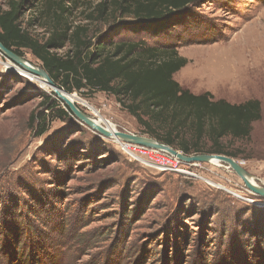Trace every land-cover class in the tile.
Wrapping results in <instances>:
<instances>
[{
	"label": "rangeland",
	"instance_id": "rangeland-1",
	"mask_svg": "<svg viewBox=\"0 0 264 264\" xmlns=\"http://www.w3.org/2000/svg\"><path fill=\"white\" fill-rule=\"evenodd\" d=\"M36 1L25 5L24 21L36 16L42 0ZM7 2L0 0L5 8ZM89 10L81 0L70 22L95 33L103 25L87 20ZM193 12L222 38L179 48L189 62L174 77L196 94L261 101L250 137H225L221 148L264 186V0H208ZM31 29L46 36L35 22ZM36 76L0 53V264H264V197L229 164L186 163L131 144L125 151L120 138L102 136L75 115L53 119L41 103L42 92L54 91ZM71 94L80 110L117 131L151 137L114 96ZM33 112L50 114L42 135L40 121H30ZM73 147L77 155L61 159ZM197 154L217 153L189 155ZM9 239L13 248L26 241L27 252L12 258L3 246Z\"/></svg>",
	"mask_w": 264,
	"mask_h": 264
},
{
	"label": "trees",
	"instance_id": "trees-1",
	"mask_svg": "<svg viewBox=\"0 0 264 264\" xmlns=\"http://www.w3.org/2000/svg\"><path fill=\"white\" fill-rule=\"evenodd\" d=\"M207 1L88 0L87 20L103 25L93 33L88 26L70 22L81 0H42L36 16L26 21L28 0H8L6 8L0 3V42L21 57L24 50L30 51L68 93L114 96L157 141L186 155L222 154L223 138L250 137L253 123L262 118V103L249 99L234 104L215 99L210 92L196 94L175 79L189 62L179 48L222 38L216 27L204 26L205 21L194 16L193 10ZM33 22L45 29L44 38L32 32ZM42 95L41 104L53 119L74 117L53 92ZM49 117L45 112L30 115L31 122L40 121L38 135L47 130ZM209 141L212 147L204 151ZM95 145L99 148L102 142ZM77 153L74 147L67 148L61 159ZM33 232L24 231V237ZM14 244L15 248L10 239L3 241L12 258L19 255V249L20 254L27 252L26 241Z\"/></svg>",
	"mask_w": 264,
	"mask_h": 264
},
{
	"label": "water",
	"instance_id": "water-1",
	"mask_svg": "<svg viewBox=\"0 0 264 264\" xmlns=\"http://www.w3.org/2000/svg\"><path fill=\"white\" fill-rule=\"evenodd\" d=\"M0 53L5 54L10 59L15 61L17 64L27 68L31 72L45 78L48 82V84L54 88V93L60 97V99L70 108L72 113L81 121H83L86 125H88L91 129H93L96 132H99L102 136L106 138H111L113 136V133L103 125L97 124L93 119L92 116L84 113L82 110L78 108L76 105V102L74 99L69 98V95H72L71 93L66 92L65 90L61 89L50 77L48 72L44 68H37L34 69L30 67L28 64H25L26 61L19 55L15 54L8 48H6L1 42H0ZM61 91H64L67 93V95H63ZM115 135L122 138V144H131V145H138L148 148H154L159 149L162 151H165L175 157H177L179 160H182L186 163H194V162H210L212 159H217L219 161L225 162L230 165V167L243 179L245 182V185L247 188L253 192L256 195H259L261 197H264V186H256L249 180L250 173L241 166V164L234 159L233 157L222 155V154H197V155H186L178 150L174 149L173 147L166 145L164 143H161L157 141L154 138L146 137V136H139L133 133H127L122 131H116Z\"/></svg>",
	"mask_w": 264,
	"mask_h": 264
},
{
	"label": "bare ground",
	"instance_id": "bare-ground-1",
	"mask_svg": "<svg viewBox=\"0 0 264 264\" xmlns=\"http://www.w3.org/2000/svg\"><path fill=\"white\" fill-rule=\"evenodd\" d=\"M234 59V58H233ZM231 62H233L234 63V60H229L228 62H227V65L228 66H230V68L232 67V64H231ZM25 64H28L30 67H32V68H34V69H37V68H40V67H36V66H33V65H31L30 63H28L27 61H26V63ZM230 64V65H229ZM226 65V66H227ZM25 68V67H24ZM229 68V67H228ZM25 69H27V68H25ZM226 70V69H225ZM28 71H30V70H28ZM31 72V71H30ZM31 73H33V72H31ZM35 74V73H34ZM37 75V74H36ZM36 79H37V81L40 83V85L43 87V88H46V89H52V90H54V88L53 87H51L49 84H47L48 82H47V80L45 79V78H41V77H39V76H36ZM61 93L64 95H67V93L66 92H64V91H61ZM68 96H69V98H71V99H74L75 100V102L78 100L77 98H75V95L74 94H72V95H69L68 94ZM60 98V97H59ZM92 119L97 123V124H100V125H103V124H105V126L104 127H106V128H108L112 133H113V136L112 137H117V138H120L119 136H117V135H115V132L117 131V129H116V126L113 124V123H111L110 121H108V120H105L104 118H102L99 114H97V117H94V116H92ZM111 137V138H112ZM121 140H122V138H120ZM116 140H118V139H116ZM122 144V143H121ZM123 145H128V144H122V147L124 148V146ZM210 162H213L214 164H217V165H221V161H219V160H217V159H212ZM249 180L251 181V183H253L254 185H256V186H258L259 184L254 180V178L253 177H251V176H249Z\"/></svg>",
	"mask_w": 264,
	"mask_h": 264
},
{
	"label": "built area",
	"instance_id": "built-area-1",
	"mask_svg": "<svg viewBox=\"0 0 264 264\" xmlns=\"http://www.w3.org/2000/svg\"><path fill=\"white\" fill-rule=\"evenodd\" d=\"M123 146H124L123 150H125V151L129 148V145H123ZM169 162H170V160L169 159L167 160L164 157L163 160H161L160 164L163 166H167Z\"/></svg>",
	"mask_w": 264,
	"mask_h": 264
}]
</instances>
